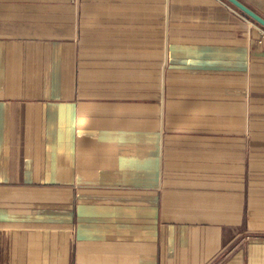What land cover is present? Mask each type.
Listing matches in <instances>:
<instances>
[{"label": "crops", "instance_id": "0c3cea01", "mask_svg": "<svg viewBox=\"0 0 264 264\" xmlns=\"http://www.w3.org/2000/svg\"><path fill=\"white\" fill-rule=\"evenodd\" d=\"M239 1L264 19V0ZM261 30L217 0H0V264H264V237L229 247L264 233V185L248 184L264 166L246 165L264 147ZM153 76L222 99L214 130L237 98L244 136L151 153Z\"/></svg>", "mask_w": 264, "mask_h": 264}, {"label": "rangeland", "instance_id": "374dc122", "mask_svg": "<svg viewBox=\"0 0 264 264\" xmlns=\"http://www.w3.org/2000/svg\"><path fill=\"white\" fill-rule=\"evenodd\" d=\"M125 60L120 59V63H123ZM153 70V68L151 69ZM120 71H121V67H120ZM155 71V69H154ZM156 73V72H155ZM156 76V74L154 75ZM153 76L152 78V90H151V94L150 97L145 99V104L148 103V105H144V110L145 112H139V116L143 115L144 116V120H140V122H144L146 124L147 122V116L149 115V113L151 114L150 116V121H151V131H150V137H152V142H151V153L157 152V147L158 146V139L161 137V139H167V141L169 142H173V141H177L176 139H179V141H181V139L183 138H188L186 136H194V137H209V136H220L223 137L225 135H227L226 137H240L243 135V133L241 134L239 132V130H237V128L234 129V125L233 124H237V122L239 121V117L234 118V113L238 110L237 108V104L235 105L234 102L237 101V98L234 99H230L229 103H227L224 106V111H229L231 114L230 118V129L229 130H219V129H212L211 125L212 123H214L213 121H216L217 119H219L218 117H216L215 112H219L222 111L223 108L220 107L219 109H215V105L219 107L218 103L220 102V100L222 99H208V103H201L198 100L192 99V98H187L183 99L181 97H176L175 95L178 96H185V93L182 95V93L178 92L176 93V91L174 90L175 86V82L174 81H168V82H157L154 81L155 77ZM188 85H190L191 83H187ZM132 85V84H131ZM131 85H129L128 87H131ZM133 85H135L136 87L139 85V83H133ZM194 85V84H193ZM168 86V87H167ZM119 87H121V84L119 83ZM123 87V86H122ZM126 87V86H124ZM160 87V88H159ZM165 89H167L168 94L170 97H167V99H164L163 96H161V91L162 95L165 91ZM129 92H131L132 90L129 89ZM131 90V91H130ZM187 95H189L187 93ZM175 96V97H174ZM143 103V102H142ZM161 105H166L162 108V124L161 127L157 128L155 126V123H159L160 122V108ZM197 105V106H195ZM212 105V106H211ZM200 106H207L205 109L208 108L209 110H211L212 112L210 113H200L199 115L196 113H193L194 111H198V109L200 108ZM142 105H141V109H142ZM228 109V110H226ZM138 116V117H139ZM212 118H211V117ZM137 117V118H138ZM205 118V120H204ZM201 119H203L202 122H199ZM199 120V121H198ZM136 121H139L136 120ZM166 121V124L164 123ZM154 122V124H152ZM189 123L191 128L190 129H186V130H181V134H176L175 129H173L172 126H180L181 124L184 123ZM201 123V124H200ZM172 126H171V125ZM199 124V126H198ZM199 127V128H198ZM136 132V137H142V134L144 135L146 132H148V130H135ZM138 133L140 134V136H137ZM224 133V134H223ZM185 136V137H184ZM244 136V135H243ZM190 139V138H189ZM245 139H247V141H249V134H247L245 136ZM154 140V141H153ZM262 151L264 153V147L262 148ZM259 150V148H256V146H248L247 145V155H246V165L247 167L253 168V163H258V165H263L264 166V161H253V158L251 156V153H256V152H262ZM153 157V156H152ZM250 165V166H249ZM262 168L257 167V170H260ZM262 172H253L252 176L248 177V184H258V185H264V168L262 169ZM259 203H264V200H260L258 201ZM254 206H257L256 204ZM258 207V206H257ZM249 229L246 228H241V233L239 235V237L235 238L232 240L231 244L229 247H231V250L235 249L238 245L241 244V246L245 245V242L248 241V239H251L252 237H264V233H258V235H256V233H251L248 231ZM228 250V248H227ZM220 259L221 255H220ZM220 259H217L215 264L219 263Z\"/></svg>", "mask_w": 264, "mask_h": 264}, {"label": "water", "instance_id": "95a60500", "mask_svg": "<svg viewBox=\"0 0 264 264\" xmlns=\"http://www.w3.org/2000/svg\"><path fill=\"white\" fill-rule=\"evenodd\" d=\"M223 1L228 3L234 9H236L237 11L248 17L250 20H252L257 25H259L262 29H264V19L259 15H257L250 8H248L246 5H244L241 1L239 0H223Z\"/></svg>", "mask_w": 264, "mask_h": 264}, {"label": "built area", "instance_id": "2783aa9c", "mask_svg": "<svg viewBox=\"0 0 264 264\" xmlns=\"http://www.w3.org/2000/svg\"><path fill=\"white\" fill-rule=\"evenodd\" d=\"M222 6L228 8V9H231V10H234V8L232 6H230L228 3H226L225 1L223 0H217ZM261 33V36H262V39H264V30H261L260 31Z\"/></svg>", "mask_w": 264, "mask_h": 264}]
</instances>
